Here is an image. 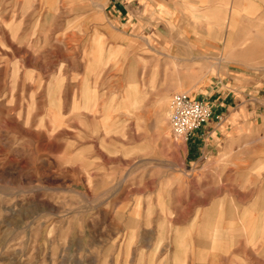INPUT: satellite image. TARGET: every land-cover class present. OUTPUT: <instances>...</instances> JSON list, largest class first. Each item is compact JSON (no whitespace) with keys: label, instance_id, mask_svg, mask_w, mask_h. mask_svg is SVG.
<instances>
[{"label":"rangeland","instance_id":"374dc122","mask_svg":"<svg viewBox=\"0 0 264 264\" xmlns=\"http://www.w3.org/2000/svg\"><path fill=\"white\" fill-rule=\"evenodd\" d=\"M32 1L0 0V264H263L211 260L247 229L204 207L246 183L199 182L186 162L169 116L197 67L159 48L204 50L207 76L248 46L262 60L264 0H184L124 41L105 36V0Z\"/></svg>","mask_w":264,"mask_h":264},{"label":"crops","instance_id":"0c3cea01","mask_svg":"<svg viewBox=\"0 0 264 264\" xmlns=\"http://www.w3.org/2000/svg\"><path fill=\"white\" fill-rule=\"evenodd\" d=\"M68 0H33L49 14L57 12ZM184 0H105L108 38L124 41L128 33L156 34L167 22L181 19ZM160 32V30H158ZM160 43V41H159ZM159 48L172 60L196 64L197 75L181 81L197 85L193 97L212 106L211 118L185 141L186 162L196 167L199 182H232L238 189L245 182V190L222 197L219 202L205 206V213L217 208L236 210V220L244 222L247 236L230 238L223 243L231 245V252L211 260L228 261L234 252L239 261L250 255L253 262L264 264V53L259 55L246 49V64L216 63L209 76L205 71L211 65L209 56L200 48ZM169 55V56H168ZM242 54L237 53V58ZM212 60V59H211ZM261 62L262 65L250 64ZM208 65V67H207ZM237 183V184H235ZM230 199L233 204H230ZM225 220H230L225 218Z\"/></svg>","mask_w":264,"mask_h":264},{"label":"built area","instance_id":"2783aa9c","mask_svg":"<svg viewBox=\"0 0 264 264\" xmlns=\"http://www.w3.org/2000/svg\"><path fill=\"white\" fill-rule=\"evenodd\" d=\"M212 116V106L189 94L172 98L169 121L177 140L187 141Z\"/></svg>","mask_w":264,"mask_h":264}]
</instances>
